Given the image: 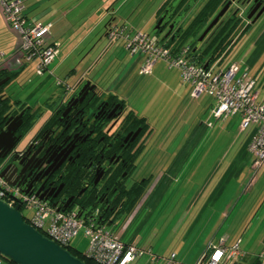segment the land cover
<instances>
[{"label":"flooded vegetation","instance_id":"af4514ba","mask_svg":"<svg viewBox=\"0 0 264 264\" xmlns=\"http://www.w3.org/2000/svg\"><path fill=\"white\" fill-rule=\"evenodd\" d=\"M214 1L215 10L199 35L181 47L200 52L220 31L221 35L233 37L231 46L239 37L264 32V0H164L157 10L154 36L166 43L179 39L191 21ZM221 10L223 13L216 19ZM5 77L9 76H0V80ZM12 80L0 86V130L16 128L14 136L20 140L43 112L38 113L40 108L6 92ZM46 109V118L27 145L18 150V140L0 158V164L14 160L22 169L21 175L12 179L22 190L57 207L76 208L82 216L96 215L100 222L113 224L140 188L148 184L149 176L134 174L144 159L147 140L153 132L151 125L124 99L104 90L88 75L63 86L46 102ZM9 144V139L1 141L0 152L4 153Z\"/></svg>","mask_w":264,"mask_h":264},{"label":"rangeland","instance_id":"374dc122","mask_svg":"<svg viewBox=\"0 0 264 264\" xmlns=\"http://www.w3.org/2000/svg\"><path fill=\"white\" fill-rule=\"evenodd\" d=\"M48 1L50 2L49 7L52 9L58 8V10L63 9V11L68 10L70 7L72 8L73 5L69 0ZM163 1L104 0L105 6L102 12L106 13L109 8L115 7L117 15L114 22L120 23L126 20L138 21L141 27L144 28V31L154 36V23L150 21V18ZM99 2L101 3V0H84L66 18L58 21L61 16L58 19L55 17L57 20L54 21L55 26L52 29V33H56L57 37L62 39L65 44L61 47L59 56L51 64L53 75L50 77L46 75L36 76L33 72L27 70L25 71L26 73L18 74L19 76H16L5 87L6 92L12 97L25 99L30 105H34L36 109H41L38 113L43 112L36 118L35 124L30 126L29 132L17 143L16 148L18 150H22L27 145L37 127L46 118L48 113L46 102L49 98L56 96L63 88L57 85V79L63 80L70 71H75L76 76L88 72V76L92 79L95 77L100 87L106 90L111 83V79L119 77L124 64L134 58L124 49V43L120 48L116 46L121 41L114 42L105 50L108 40L104 36V26L112 18V15H108L100 22L101 14L97 13V11L98 7L102 5H99ZM94 7L96 10L92 11ZM194 11L195 8L191 10L190 16ZM87 13H90L92 16H87L88 19L86 20L88 21L83 27L82 18H85ZM90 26H93L94 31L91 34L88 33L87 36H83L87 27ZM14 34L17 36L16 33ZM234 43L236 44L234 45ZM234 43V46L230 47L233 49L227 58L225 55L218 58L221 59V62L227 63L236 57L239 61L241 60V63H245L243 66L247 67L248 73L255 77V89L259 93H264V32L260 36H242L238 42L236 40ZM119 44H122V42ZM238 51H240V54H237ZM161 63L162 61L156 63V69L151 75H138L137 71L134 73V79H131L133 84L130 86L131 93L133 94L127 100L130 107L136 105V111L140 115L147 117L153 129L152 134L147 140L148 147L144 152V159L139 161L136 174H134V176L137 175L138 177L142 175L152 177V180L148 182V187L153 186L152 190L157 189L158 183L155 182V179L158 174L161 173L164 167L168 168L182 150L188 158L201 156L210 159L211 162L224 158L229 148L227 144H229L234 134L232 128L233 126H237V120H233L231 117L226 119L227 121L225 120V124L221 123L223 122L221 119L217 123H214L215 126L211 129L207 128L204 130L205 132H201L195 143L200 145L192 148L190 140L193 130L198 126L200 121L205 123V114H208V109L210 112L211 106L215 104L214 99L205 93L200 95L199 98H192L190 92L185 94L183 90L181 91L182 93L178 92L179 88L177 89L174 83L167 81L170 75L168 73L169 70L164 67H158ZM74 78V76L73 78H69V82H72ZM128 87L129 84L120 91L124 92ZM227 125L230 127L228 130L230 132L229 141L226 140L225 130L223 133L219 132L221 128H226ZM188 168L187 163L181 173L183 174L184 170ZM202 174L204 173L201 172L200 175ZM201 181L194 182L191 186H189V182H186V185L182 184V187H186V189L182 191L180 197L179 194H176L173 198L171 194H166L165 198L160 201L161 203L159 202V206L156 205L154 207L153 212H151L146 221H144L145 216L140 213L141 215L133 222L137 223L140 216L142 217L141 222L142 220L144 222L138 234V240L142 239V243L151 245L154 252H160L164 255L175 252L178 257H183L190 261L192 256L201 247L204 234L200 238L202 232L200 231L199 233V228H197L193 234H191V231L188 232L189 234L186 236V239H181L178 235V229L181 225L180 223H183V219L185 221V217L191 215L193 204L190 205V203L192 202V197L196 195ZM178 183L179 181L176 180L170 190L174 188L177 190L176 186ZM259 185L255 189H264L263 184ZM147 190L148 188L144 192V195ZM151 194L144 199L145 202ZM142 199L141 197L136 207L145 204ZM154 199L153 201H155ZM22 213L26 218H31L33 210L24 207L22 208ZM124 224L125 222L119 227L116 226L115 229L123 228L126 231L128 222L126 227H123ZM186 224L188 222L181 228V233L187 227ZM111 225L108 226L110 229H112ZM131 232L132 230L129 229L128 236ZM197 233H199L198 237L196 236ZM71 247L82 252L86 250L87 238L84 236L83 230H80L73 237ZM146 260V256L143 255L136 259L135 264H143Z\"/></svg>","mask_w":264,"mask_h":264},{"label":"crops","instance_id":"0c3cea01","mask_svg":"<svg viewBox=\"0 0 264 264\" xmlns=\"http://www.w3.org/2000/svg\"><path fill=\"white\" fill-rule=\"evenodd\" d=\"M83 1L84 0H69V2L73 4L72 8L70 7L68 10L63 11V9L58 10V8L52 9L51 7H49L50 2L48 0H23L25 5V14L28 19H35L41 22H49L51 24L49 33L47 35L48 42L59 43V52L55 59L59 56L61 47H63L65 43L62 39L57 37L56 33H52V29L55 26L54 21H56L60 16L61 18H59L58 21H60L62 18H66L69 13L77 8ZM100 4L102 6H99V9L97 11V13L101 14L100 22H102L108 15H112V18L109 19V21L105 23L104 26V36H106L107 40V31L113 26L125 27V30L128 33H132L135 30H144V28L141 27L138 21L126 20L121 21L120 23L114 22L117 15L115 7L111 9L109 8L106 13H103L102 9L105 6L104 0H101V3L99 2V5ZM160 5L151 15L150 21H152V23H155L157 10L159 9ZM93 10H96L95 7L92 9V11ZM85 16V18H82L83 27L88 21L86 19H88V17L92 15L90 13H87ZM55 17H57V19ZM93 31V26L87 27L83 36H87L88 33L91 34ZM14 33L16 32L8 26L5 20L3 7L0 4V53H3V57L0 58V69L8 68L9 70L19 71V75L28 70L36 75L34 60L28 63H22V60H20V58L16 57V55L14 54L20 42L19 35L16 33L17 36H15ZM241 38L242 37H239V39L237 38V42ZM116 41L122 42V44H119L121 42H118L116 45L120 48L123 45V41L121 39ZM116 41L114 42L116 43ZM114 42L109 43L108 40V44L105 46V50H107L108 46L112 45ZM237 54H240V51H238ZM129 55L133 56L130 53ZM133 57L134 58L130 60L131 62L128 61V63L124 64L119 77L111 79L109 87L105 85L108 92L116 94L126 102L128 98H130V96H132L133 94L131 93L130 87L131 84H133V82H131V79H134V73H136V71L138 75L140 74L139 65H141L144 59L139 55H135ZM55 59L53 60V62L55 61ZM158 62L159 61H157L156 63ZM156 63L152 69V72L146 75H151L154 73L157 66ZM222 63L219 65L220 67L226 65L228 62L223 64ZM243 65L242 68H244ZM158 67H164L169 70L168 73L170 75L168 76L169 79H167V81L174 83L177 89L179 88L178 92L180 91V93H182V90L184 94L190 92V84L182 79L179 70H177L176 68H168V66L163 61L161 64H159ZM50 69L51 73L45 74L48 77L53 75V68L51 66ZM87 75L88 72H84L81 75L76 76L75 71H70L63 80L61 79L62 81H64L61 86H68L79 78ZM73 76L75 77L74 80L72 82H69V78H73ZM93 79L95 81L97 80L95 77ZM28 81L30 80L28 79ZM127 84H129L128 89L124 92H121L120 90ZM57 85L60 84L57 83ZM260 97H264L263 92H260ZM17 99L22 100V98L20 97H17ZM131 108L136 111V105H132ZM230 117L233 120H237V126H233L232 128V130H234V134L231 139L230 132L228 131L230 128L229 125H227L226 128H221V130L219 131L223 133L225 130L226 140L229 141L228 139H230L229 144H227V146L229 145L228 152L224 158L215 160V162H211L210 159L203 158L201 156L188 158L184 155V152L182 150L181 153H179L173 160L171 165H169L168 168L164 167L161 170V173L158 174L157 178L155 179V182L158 183L157 189L152 190L153 186H149V188V183L147 184L146 189L148 188V190L145 195L144 193L142 195V201L145 204L138 207L135 206L136 208L134 207L131 213L123 221V223L125 222L123 227H126V224L128 222L126 231L123 228L115 229V224H113L114 226L111 225L112 230H114L116 236L120 237L125 243L137 245L145 250L143 255L146 256L147 260L143 264H164L165 259L171 254H174L177 260L185 264H195L206 252L207 246L210 243H217L221 239H223L226 244L231 245L238 238H240L239 245L240 248L245 252V258H252L262 252L264 248V189L262 188L260 190H257L255 188L258 184H263L264 186V166L258 170H255L252 167L251 157L246 148V142L251 127L249 129L247 128L246 130L240 129L239 114L230 115L228 117L222 116L215 118L210 114L208 109V114H205L204 118L205 123L203 121H200L199 124L201 125L198 124V126L195 127L192 133L190 144L192 145V148L198 147L200 144L195 143L197 142L201 132H203L207 128L211 129L213 126H215L214 123H217L221 119L224 122L221 123L225 124L227 121L226 119ZM145 118L147 119V117ZM187 163L189 168L184 170L185 172L182 174L181 172ZM206 165H208V167H206ZM201 172H203L204 174L200 175ZM151 180L152 177H150L148 182H150ZM176 180L179 181L178 185L176 186L177 190L175 188L173 190H170ZM200 180L202 181L198 186V191L196 195L192 197L193 199L190 203V205L193 204V208L190 213L192 216L190 215L188 217H185V221L184 219L182 221L183 223L179 222L181 225L178 229V235L181 239H186V236L189 234L188 232L191 231V234H193V232L197 228H199V233L200 231L202 232L200 238L204 234L201 247L192 256V259H190V261L189 259L186 260L183 257H178L175 252L167 253L165 255L160 252H154L151 248V245L142 243V239L140 241L138 240V234L144 222L143 220L141 222V216L139 217L137 223L133 222L139 215L143 214L145 216L144 221H146L151 212H153L152 210L154 209V207L156 205L159 206V202L165 198L166 194H171L172 198L176 196V194H179L180 197L182 191L186 189V187H182V184L186 185V182H189V186H191L194 182L196 183ZM149 194L151 195L145 202L144 199ZM153 198H155V201H153ZM186 222H188V224H186L187 227L184 228L183 233H181V228L185 225ZM129 229H131L132 232L128 236ZM199 233H197V237ZM153 256L155 257V259H152ZM136 259L131 264H135ZM232 262L233 259H224L220 264H232Z\"/></svg>","mask_w":264,"mask_h":264},{"label":"built area","instance_id":"2783aa9c","mask_svg":"<svg viewBox=\"0 0 264 264\" xmlns=\"http://www.w3.org/2000/svg\"><path fill=\"white\" fill-rule=\"evenodd\" d=\"M5 20L20 37L15 50L16 57L22 63L35 61V74L43 76L50 74V66L59 52L58 42H48L49 22L28 19L25 14L23 0H0ZM109 43L121 39L127 51L135 56H142L143 62L139 67L140 74H148L157 61H163L168 68L179 70L182 79L190 84V96L199 98L208 94L215 104L210 108V114L215 117L240 115V129L251 127L246 142L251 164L255 170L264 166V97L255 89V77L248 73L247 67L242 68L239 60H231L220 67L219 59L211 60L208 64L199 63L192 59L187 47L174 50L168 44L144 30L128 33L125 27L113 26L108 29ZM3 53H0V58ZM64 81L57 80L58 84ZM3 164H0V199L9 206L20 204L22 208L33 210L31 218L23 217L26 222L44 236L67 249L71 240L83 230L87 238V248L84 255L100 264H131L141 257L145 250L137 245L125 243L116 236L114 230L100 222L94 216L85 217L76 210H62L48 201L39 198L35 193L24 191L20 186L10 184L1 175ZM240 238L228 245L221 239L210 243L206 252L195 264H220L224 259H236L245 256L240 248ZM264 264V248L258 255ZM152 259H155L153 256ZM0 264H5L0 257ZM164 264H185L171 254Z\"/></svg>","mask_w":264,"mask_h":264},{"label":"water","instance_id":"95a60500","mask_svg":"<svg viewBox=\"0 0 264 264\" xmlns=\"http://www.w3.org/2000/svg\"><path fill=\"white\" fill-rule=\"evenodd\" d=\"M223 10L219 12L216 19L223 13ZM161 21L162 18L156 24V28L159 27ZM172 27L173 23L170 24V29L164 37L168 36ZM210 27L211 25L208 26L205 32ZM209 62L210 60L205 64ZM8 80L9 77L1 79L0 86ZM15 130L16 128L11 127L0 130V142L5 139L10 140L6 151L4 153L0 152V158L5 157L19 140V136H14ZM21 173L22 169H18V165L14 160L3 164L1 169V175L10 184H17V180L12 179L19 177ZM19 208L20 204L11 207L0 199V254L16 264H87L26 222ZM61 209L65 210L66 207Z\"/></svg>","mask_w":264,"mask_h":264},{"label":"trees","instance_id":"16d2710c","mask_svg":"<svg viewBox=\"0 0 264 264\" xmlns=\"http://www.w3.org/2000/svg\"><path fill=\"white\" fill-rule=\"evenodd\" d=\"M217 5V1L211 3V5H207L190 23L188 30L185 31L184 35H181L179 39H169L167 44L174 50H179L183 43L189 41L192 38H195L199 35L204 23L206 22V19L208 16L212 14V12L215 10V7ZM223 33L220 31L215 36L209 40L208 45H206L205 48H203L202 51H189L190 56L192 59L198 61L199 63L207 62L211 57L213 60H215L218 57H222V55H225L226 58L228 54L231 52L233 48H230L231 41L233 39L232 36L228 35H221ZM254 37V36H253ZM239 39V38H238ZM236 44V43H234ZM229 46V47H228ZM225 53V54H224ZM237 59L234 57L232 60ZM19 74V71H13L9 70L7 68L0 70V76H9V80L6 82L8 83L12 79H14ZM150 178V176H149ZM149 181V180H148ZM147 187V182L140 188L138 194L133 197L132 201L127 205V207L123 208L119 212L118 219L113 221V224H116L117 227L123 223L124 219L131 213V211L134 209L140 198L142 197L143 193L145 192ZM27 221V220H25ZM110 225V224H109ZM67 250L73 254L74 256L80 258L82 261H84L87 264H100L96 262L94 259L89 258L84 255V252L75 249L71 246L67 247ZM0 257L3 259L5 264H16L13 261L9 260L2 254H0ZM232 264H262V259L256 255L252 258H236L233 259Z\"/></svg>","mask_w":264,"mask_h":264}]
</instances>
